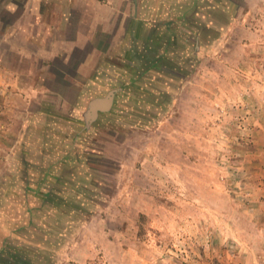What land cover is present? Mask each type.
<instances>
[{
  "label": "rangeland",
  "instance_id": "1",
  "mask_svg": "<svg viewBox=\"0 0 264 264\" xmlns=\"http://www.w3.org/2000/svg\"><path fill=\"white\" fill-rule=\"evenodd\" d=\"M193 1L0 0V264H264V0Z\"/></svg>",
  "mask_w": 264,
  "mask_h": 264
},
{
  "label": "crops",
  "instance_id": "2",
  "mask_svg": "<svg viewBox=\"0 0 264 264\" xmlns=\"http://www.w3.org/2000/svg\"><path fill=\"white\" fill-rule=\"evenodd\" d=\"M170 3H173V4H175V2H174V0H168ZM193 1V0H192ZM194 2V1H193ZM209 2H211V0L209 1ZM176 5V4H175ZM116 9H118V16L119 17H121L123 14H121L122 13V11H121V7L120 6H118L117 8H115V12H116ZM208 11H209V14H211L212 15V9L213 10H217V5H210V6H208V8H206ZM149 10H151V9H148L147 8V13H145V15L146 16H149V17H151V16H156L155 14H152V13H150V11ZM154 10V9H153ZM165 10V9H164ZM199 10H201V8L199 9ZM198 10V11H199ZM203 10H205V8H203ZM223 11L225 12V13H227L226 12V9L224 10L223 9ZM114 12V13H115ZM169 16L171 17V19H169V22H165L164 23V25L163 26H165L166 27V30H163V37H161V40H159V39H157V37L158 36H153L152 35V33H153V27H155V26H151L150 28L152 29H150V30H148L147 29V35L145 36V38H144V40H142L141 42H142V48H146V49H149L151 52L152 51H154V52H152V54H154V56H153V58L149 61V63H150V65L151 66H153V65H157V64H164L165 65V60L167 59L166 57H167V55H169V54H171V52H172V49L171 48H173V40H172V38H171V40L169 41L168 39H169V37L170 36H167L166 37V35L167 34H171V31H170V29L172 30V31H174V29L175 28H173V26H175V25H177V22L176 21H174L173 22V16H171V15H173V14H178L177 12L176 13H172V12H169ZM180 15H181V12H179V14H178V17L180 18ZM162 19H164V17L162 18ZM161 19V20H162ZM181 20V19H180ZM147 21H149V20H147ZM156 22V21H155ZM161 22V21H160ZM160 25V24H159ZM148 26V25H147ZM178 26H181V21L178 23ZM178 30H181V28H178ZM158 33V32H157ZM153 34H156V33H153ZM178 38H180L179 36H178ZM83 41V40H82ZM73 44L75 43V45L77 44V43H79L77 46H75V47H82V48H84L85 46L83 45V43L80 41V40H77V41H73L72 42ZM81 43V44H80ZM169 46H170V48H169ZM151 69H149V71H150ZM158 72V71H157ZM160 73V72H159ZM161 75H162V73H161ZM161 75H159V77H164V76H161ZM158 77V78H159ZM160 79V78H159ZM4 147H6V144L4 145Z\"/></svg>",
  "mask_w": 264,
  "mask_h": 264
},
{
  "label": "water",
  "instance_id": "3",
  "mask_svg": "<svg viewBox=\"0 0 264 264\" xmlns=\"http://www.w3.org/2000/svg\"><path fill=\"white\" fill-rule=\"evenodd\" d=\"M114 94V92H110L105 98H97L90 102L88 106L90 120H95L98 112H108L111 110Z\"/></svg>",
  "mask_w": 264,
  "mask_h": 264
}]
</instances>
